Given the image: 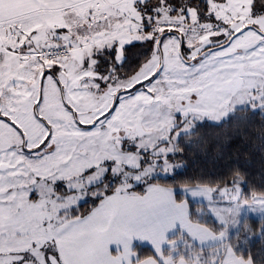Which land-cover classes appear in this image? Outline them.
<instances>
[{
  "label": "snow or ice",
  "instance_id": "snow-or-ice-1",
  "mask_svg": "<svg viewBox=\"0 0 264 264\" xmlns=\"http://www.w3.org/2000/svg\"><path fill=\"white\" fill-rule=\"evenodd\" d=\"M65 15L75 34L62 24L43 44L0 20V264H131L157 215L151 181L180 174L156 170L177 154L160 145L235 115L200 111L224 96L264 115V0H88ZM161 121L167 138L129 131Z\"/></svg>",
  "mask_w": 264,
  "mask_h": 264
},
{
  "label": "trees",
  "instance_id": "trees-1",
  "mask_svg": "<svg viewBox=\"0 0 264 264\" xmlns=\"http://www.w3.org/2000/svg\"><path fill=\"white\" fill-rule=\"evenodd\" d=\"M175 147L173 151L177 154L168 157L182 162L180 174L169 180L158 178L151 183L172 190L187 185L219 188L239 185L245 199L254 194L264 195V115L260 112L253 114L249 108H235V115L219 125L208 122L197 126L194 131L182 136L179 142L175 141ZM142 190L136 189L137 193ZM180 194L182 192L175 195ZM187 201L191 221L205 225L216 233L220 230L218 222L205 210L202 202L190 198ZM92 206L90 202L83 204L79 212L86 214ZM223 241L225 243L205 249L196 248L194 244L193 247L204 249L209 258H216L223 256L226 244L238 257L248 259L252 264H264V217L245 215L238 229L227 234ZM191 247L188 245L186 249ZM136 248L138 259L152 255L145 246Z\"/></svg>",
  "mask_w": 264,
  "mask_h": 264
},
{
  "label": "rangeland",
  "instance_id": "rangeland-1",
  "mask_svg": "<svg viewBox=\"0 0 264 264\" xmlns=\"http://www.w3.org/2000/svg\"><path fill=\"white\" fill-rule=\"evenodd\" d=\"M88 2L84 3V5H80L79 7H70L67 9V12L72 13L75 12L77 14L82 13L83 10L88 6ZM61 13H63L61 17ZM38 16H41V18H38ZM38 18V19H36ZM25 19L22 20V18L17 19L16 21L7 23L8 24H17L18 26H22L26 33L31 32L32 29L38 30V38L40 39L41 44L44 42L45 33H47V39L49 42H51V38L54 35V31H50V29H54L56 27H59L62 25L63 20L66 22L64 24H67L70 29H74V32L71 34V31L67 34H64L68 37L71 35H74L75 33V24L77 23L76 17L71 16L68 17L65 15V11H49L41 9L40 11H37L33 17L29 19L28 22L24 23ZM7 39V38H5ZM14 39V38H13ZM67 42V40H65ZM14 67V65H13ZM227 74V73H225ZM206 75V74H204ZM202 77L198 76L195 79L199 80ZM35 84L39 85V79L37 78L35 81ZM49 89L52 88V85L49 83L48 85ZM246 99V97H243ZM241 99L240 96H237L235 99H233L231 96H224L221 98V101L217 104H214L211 107H207L204 109H201L200 111L203 113H206L209 117V120H218L221 116L224 115L225 112H230L232 110V105H237L236 108H240L241 106H238V102ZM231 101V104L229 103ZM58 102V98H57ZM47 113V107L46 112ZM192 125V121L189 120L186 127L190 128ZM160 128H163V132H159L157 130V126L153 125L151 128H136L133 127L129 131L133 134H135L137 131H147L151 133V136L153 139H155L158 136H163L164 138H167L168 135V128L170 127L169 124H167L164 121H161L159 124ZM40 130V125L36 122H33L30 131L31 132H38ZM175 136H173L172 140L168 144L160 145L159 149L160 151H167L169 149L175 150ZM173 166H176L177 168H180L182 166L181 161L172 160L171 158L167 157L166 162L161 165L160 168L156 169L157 171H168L169 173L172 172ZM68 174H74V172L70 169L65 170ZM46 174V172H45ZM155 189L159 187H165L167 188L166 191H155L153 194V206L157 209V215L155 219L147 226L139 227L135 230V234L141 237V239H146L150 242V245H154L156 249V243L160 242V248L159 255L161 256H168L171 253L173 254V260L177 261L179 259H183L186 264H216L220 259L221 255L216 258H209L204 254V249L212 246V245H220L225 243L224 241L219 242L218 244H212L208 246H200L198 245L191 237H189L184 230L181 228H178L179 226H176L173 229V232H170L166 236H163V232L161 231V227L163 226H169L173 227L178 223H181V212H179L176 207L174 206L175 203H183L186 206L187 210V217L188 220L191 221L189 217V208H188V201L187 199L190 198L193 201L202 202L204 204L205 210L213 217L214 220L218 222V228L220 230L217 232V234H222L224 239L226 238L227 234H230L232 232H235L238 227L240 220L245 215H250L254 217H264V195H252L250 198L245 199L241 195V187L239 185L229 186V187H212L207 185H187L182 187L181 189L183 191L182 195H174L172 192V189L166 186L153 184ZM90 204H92V201H89ZM174 206V207H173ZM178 206V205H177ZM57 207H60V205H57ZM179 207V206H178ZM54 212V209L52 210ZM89 211V210H88ZM88 211L86 213H88ZM183 219L184 216L182 215ZM191 222L200 224L198 222H195L192 220ZM165 223V224H164ZM202 225V224H201ZM205 226V225H203ZM206 227V226H205ZM208 228V227H207ZM158 229V230H157ZM195 232V231H194ZM196 233V232H195ZM216 233V232H215ZM184 234V236H183ZM174 240H179L178 245L174 248L171 247L170 242ZM191 241V242H190ZM144 242V241H143ZM197 248H204L202 249H196ZM135 245H138L136 247L145 246L147 247L150 252L152 253L151 256L155 258L154 249L153 247L143 244L141 242H137L134 244L130 252L134 254V256H137ZM190 245L192 246L190 249H186V247ZM182 248V249H181ZM223 248H230L226 244L223 246ZM116 255V254H114ZM147 257L136 259L133 262L136 261H142ZM209 260V261H208ZM158 260H156L157 262ZM159 264V263H158Z\"/></svg>",
  "mask_w": 264,
  "mask_h": 264
},
{
  "label": "crops",
  "instance_id": "crops-1",
  "mask_svg": "<svg viewBox=\"0 0 264 264\" xmlns=\"http://www.w3.org/2000/svg\"><path fill=\"white\" fill-rule=\"evenodd\" d=\"M86 2H88V0H0V20H2L6 25L7 23H10V22L16 21L19 18H22V20L25 19L23 22L26 23L29 21L31 17H33V15L37 11H40L41 9L46 10L47 12L48 10L52 12L58 11V10L65 11L70 7L75 8V7H79L80 5H84V3ZM62 15L63 13H61V17ZM38 18H41V16H38ZM65 22L66 21L63 20L62 24H64ZM73 32H74V29L72 28L71 34ZM71 34L70 36H72ZM60 42L66 43L65 41H60ZM156 191L160 193V191L167 192L168 190L165 187H159L156 189ZM174 206L179 212H181L182 221L181 223H178L173 227H170V225L161 227L162 228L161 231H164L162 233L163 236H166L170 232H173V229L176 226H179L178 228H181L182 230H184V232L200 246L218 244L219 242L223 241L224 237L222 234H217L201 224H197V223L189 221L187 214H186L187 210H186L185 204L183 205V203H175ZM182 215L184 216V219ZM141 240L144 242H141L139 240L137 242L147 244L151 247L154 246V245L152 246V244L150 245V242L146 239H141ZM178 242L179 240H174L170 242L171 247L174 248L175 246H177ZM158 244H160V242L156 243V249L159 250L160 245ZM154 248L155 246L153 247V249ZM156 249H154L155 258L147 257L142 261H136V262L132 261L131 264H158V263L159 264H186L183 259H179L177 261L173 260L172 258H173L174 252L164 257V256L159 255L158 253L159 251H157ZM131 254L134 255L133 253ZM156 260L158 261L156 262ZM220 264H252V262L248 259H243L241 257H238L232 251L231 248H226L224 249V253H223V256L221 257Z\"/></svg>",
  "mask_w": 264,
  "mask_h": 264
}]
</instances>
